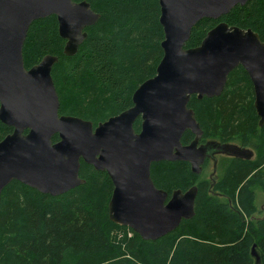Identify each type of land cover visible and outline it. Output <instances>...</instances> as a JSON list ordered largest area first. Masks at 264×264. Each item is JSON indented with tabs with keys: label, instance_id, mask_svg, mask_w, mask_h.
I'll list each match as a JSON object with an SVG mask.
<instances>
[{
	"label": "trees",
	"instance_id": "16d2710c",
	"mask_svg": "<svg viewBox=\"0 0 264 264\" xmlns=\"http://www.w3.org/2000/svg\"><path fill=\"white\" fill-rule=\"evenodd\" d=\"M84 1L100 16L84 28L86 37L73 55L64 53L54 15L29 25L22 55L27 69L47 54L56 56L51 77L59 114L95 127L129 108L134 90L155 75L164 33L158 0ZM220 21L251 29L264 41V0H247L219 19L199 20L185 47L198 46ZM187 106L202 130L201 142H235L254 152L251 158L219 156L218 178H202L184 161L151 164L154 185L168 197L176 189L197 188L191 218L158 239L143 240L109 219L112 182L105 171L80 160L84 183L61 195L17 180L2 189L0 264H264V207L255 204V187L264 193V123L259 124L251 81L237 66L218 96L192 94ZM140 122L133 123L136 132ZM11 131L0 121V140ZM193 138L186 130L181 143Z\"/></svg>",
	"mask_w": 264,
	"mask_h": 264
},
{
	"label": "water",
	"instance_id": "95a60500",
	"mask_svg": "<svg viewBox=\"0 0 264 264\" xmlns=\"http://www.w3.org/2000/svg\"><path fill=\"white\" fill-rule=\"evenodd\" d=\"M247 0H158L164 38L154 76L132 94V105L95 127L89 120L59 114L51 77L56 56L47 54L25 68L22 47L29 25L54 15L64 53L73 55L84 28L99 14L82 0H0V121L12 131L0 140V194L17 180L51 196L83 184L80 160L105 171L113 189L109 219L143 240H155L194 215L195 186L168 193L157 188L150 166L184 161L199 174L213 154L250 158L251 149L215 140L200 144L202 130L187 106L195 94L218 96L228 74L241 66L251 81L259 124L264 123V41L251 29L224 21L209 29L196 47L186 48L192 27L203 18L219 19ZM140 118V130L133 128ZM194 138L181 143L184 131ZM57 135V141L52 137ZM252 255L256 257L254 247Z\"/></svg>",
	"mask_w": 264,
	"mask_h": 264
},
{
	"label": "rangeland",
	"instance_id": "374dc122",
	"mask_svg": "<svg viewBox=\"0 0 264 264\" xmlns=\"http://www.w3.org/2000/svg\"><path fill=\"white\" fill-rule=\"evenodd\" d=\"M251 152H252L251 156L253 157L254 152L253 151H251ZM215 156L219 157V155H217V154H215ZM209 160L210 161H209L208 165L205 168H203V170L201 172V177L206 178L211 173H213L212 177L218 178L221 174V171L219 170L218 166L216 168L215 158H210ZM215 168H216V171L214 173ZM255 204H256L257 209L264 207V193L261 190H259L257 187H255Z\"/></svg>",
	"mask_w": 264,
	"mask_h": 264
},
{
	"label": "flooded vegetation",
	"instance_id": "af4514ba",
	"mask_svg": "<svg viewBox=\"0 0 264 264\" xmlns=\"http://www.w3.org/2000/svg\"><path fill=\"white\" fill-rule=\"evenodd\" d=\"M208 141H210V140H208ZM208 141L201 142L200 139H199V143H200V144H205V143H207ZM229 143H233V144H236V145L240 146L239 144H237V143H235V142H229ZM240 147H241V146H240ZM248 149H250V148H248ZM251 151H252V150H251ZM217 155L221 156V155H223V154H217ZM214 156H215V154H213V156L209 155V156L205 159V161H204V163H203V164H205V167L208 165V163H209V161H210V160H209L210 158H215V164H216V168H217V166H218V160H219L220 157H216V156L214 157ZM226 156H227V155H226ZM251 157H252V156H251ZM251 157H250V158H251ZM202 168H203V167H202ZM216 168H215V170H214V173H215V171H216ZM202 170H203V169H202ZM202 170H201V172H202ZM201 172H200V173H201ZM212 174H213V173H211L209 176L211 177Z\"/></svg>",
	"mask_w": 264,
	"mask_h": 264
},
{
	"label": "built area",
	"instance_id": "2783aa9c",
	"mask_svg": "<svg viewBox=\"0 0 264 264\" xmlns=\"http://www.w3.org/2000/svg\"><path fill=\"white\" fill-rule=\"evenodd\" d=\"M129 235H131V234L129 233Z\"/></svg>",
	"mask_w": 264,
	"mask_h": 264
}]
</instances>
